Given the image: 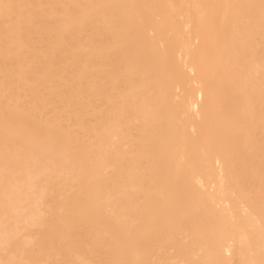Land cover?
<instances>
[{
	"label": "bare ground",
	"instance_id": "6f19581e",
	"mask_svg": "<svg viewBox=\"0 0 264 264\" xmlns=\"http://www.w3.org/2000/svg\"><path fill=\"white\" fill-rule=\"evenodd\" d=\"M0 264H264V0H0Z\"/></svg>",
	"mask_w": 264,
	"mask_h": 264
},
{
	"label": "rangeland",
	"instance_id": "374dc122",
	"mask_svg": "<svg viewBox=\"0 0 264 264\" xmlns=\"http://www.w3.org/2000/svg\"><path fill=\"white\" fill-rule=\"evenodd\" d=\"M34 228V227H33Z\"/></svg>",
	"mask_w": 264,
	"mask_h": 264
}]
</instances>
